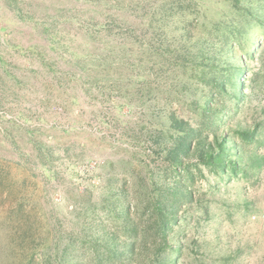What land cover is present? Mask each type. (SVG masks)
I'll use <instances>...</instances> for the list:
<instances>
[{
    "label": "rangeland",
    "instance_id": "374dc122",
    "mask_svg": "<svg viewBox=\"0 0 264 264\" xmlns=\"http://www.w3.org/2000/svg\"><path fill=\"white\" fill-rule=\"evenodd\" d=\"M262 10L0 0V264H264Z\"/></svg>",
    "mask_w": 264,
    "mask_h": 264
},
{
    "label": "trees",
    "instance_id": "16d2710c",
    "mask_svg": "<svg viewBox=\"0 0 264 264\" xmlns=\"http://www.w3.org/2000/svg\"><path fill=\"white\" fill-rule=\"evenodd\" d=\"M252 3H254L257 6V9L259 11H261L263 9V4H264V0H251ZM262 15L260 16V18H257L255 16V14H252V21L255 22V18L262 24V26L264 25V9L262 10ZM245 23H243L242 28L239 29L238 34H244L245 32V27H244ZM264 27V26H263ZM237 41V40H235ZM238 42V41H237ZM249 44L251 42H253L252 40L248 41ZM252 44V43H251ZM239 135L241 136V139H243L244 141H248V140H252L253 136L251 132H240ZM214 153V154H213ZM213 155V156H212ZM225 153H224V148L223 147H219L217 152H211L208 155H204L205 156V160L209 163L212 164L213 163V170L216 172H219L220 170L223 172L226 171L225 167H228L227 164H225L222 160L225 159ZM215 156V157H214ZM212 159H215L216 162L212 161ZM238 166V165H237ZM234 172H236V170H234ZM226 173V172H225ZM231 173V172H230ZM232 174V173H231ZM160 202V201H159ZM160 204H162L161 202L158 204L159 208H157V218L159 219L158 224H160L161 229L163 230V232H165V228L167 227V222H169L170 218L173 217L174 215L172 214L173 212V206H160ZM157 205V206H158ZM172 212V213H171ZM163 225V226H162ZM116 250H112L109 251L111 255H109L108 260H110L111 258H114L116 260H118V253L115 252Z\"/></svg>",
    "mask_w": 264,
    "mask_h": 264
}]
</instances>
